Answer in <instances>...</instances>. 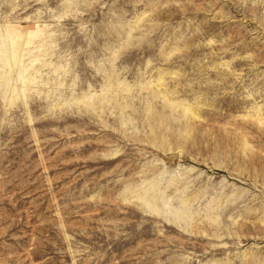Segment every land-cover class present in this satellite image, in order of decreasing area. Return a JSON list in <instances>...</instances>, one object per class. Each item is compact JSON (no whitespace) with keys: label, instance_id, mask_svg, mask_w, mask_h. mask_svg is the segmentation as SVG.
I'll return each instance as SVG.
<instances>
[{"label":"rangeland","instance_id":"374dc122","mask_svg":"<svg viewBox=\"0 0 264 264\" xmlns=\"http://www.w3.org/2000/svg\"><path fill=\"white\" fill-rule=\"evenodd\" d=\"M0 264H264V0H0Z\"/></svg>","mask_w":264,"mask_h":264}]
</instances>
